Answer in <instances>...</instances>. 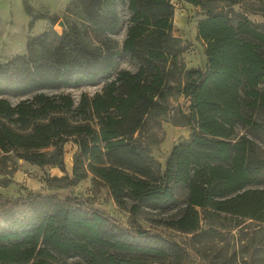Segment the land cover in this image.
Instances as JSON below:
<instances>
[{
    "label": "trees",
    "instance_id": "trees-1",
    "mask_svg": "<svg viewBox=\"0 0 264 264\" xmlns=\"http://www.w3.org/2000/svg\"><path fill=\"white\" fill-rule=\"evenodd\" d=\"M186 1L206 14L197 26L204 67L185 62L172 0H128L121 49L109 37L92 46L78 25L65 23L61 34L32 36L26 53L0 63V95L78 86L108 73L122 53L139 63L101 92L84 94L78 106L69 94L39 92L17 104L0 97L1 172L11 153L65 171V144L74 138L75 178L91 173L119 204L131 197L134 211L174 204L184 185L186 208L172 221L180 230L199 229L198 208L264 221V188L248 187L264 182V156L255 139L238 131L264 137V29L236 10L239 0ZM79 2L97 30L119 27L114 0ZM176 94L190 101L189 113L180 114L193 133L173 146L162 169L151 154L158 138L150 123L159 124ZM59 255L80 256L74 264H182L187 253L177 240L128 227L77 197L37 194L0 206V264H59Z\"/></svg>",
    "mask_w": 264,
    "mask_h": 264
},
{
    "label": "rangeland",
    "instance_id": "rangeland-1",
    "mask_svg": "<svg viewBox=\"0 0 264 264\" xmlns=\"http://www.w3.org/2000/svg\"><path fill=\"white\" fill-rule=\"evenodd\" d=\"M114 2V8L120 17L119 27L101 32L86 20L79 0H0V63L26 53L28 39L32 36L45 30L61 34L66 29L65 23L78 25L85 41L92 46L98 45L104 37H109L121 49L130 25L131 11L128 0ZM172 2L175 5L174 34L182 38L186 46L183 53L185 62L188 67H204L205 46L197 36V26L206 14L200 7L186 0ZM227 4V1L219 2L221 6ZM235 8L245 13L254 23L262 24L261 28L264 29V0H239ZM41 13L43 17L30 26L33 17ZM138 67L137 60L128 53H122L108 73L78 86L45 87L31 93H7L0 97L17 104L39 92L49 95L69 94L75 106H78L84 94L92 97L114 80L121 70L135 72ZM189 104L188 98L176 94L168 99L169 110L157 120L159 124L150 123L158 138V142L151 147V154L162 164V169H165L173 146L188 141L193 133L192 127L185 124L186 120L180 114V111L189 113ZM238 131L255 139L260 153L264 156L263 136L253 135L242 127ZM77 151L78 145L72 138L65 144V171L51 165L32 164L17 158L13 153L5 156L8 169L7 173H2L0 164V206L37 194H50L60 198L77 197L87 206L101 210L128 227H140L177 240L187 253L182 264H264V221L214 210L205 212L198 208L201 214L199 229L180 230L172 225V221L182 216L185 211L188 195L186 186H177V199L172 205H141L134 211V200L131 197H126L124 203L119 204L106 185L93 181L91 173L82 179L75 178L73 166ZM3 155L4 153H0V157H4ZM248 187L264 188V182ZM81 260L80 256L59 255L57 258L59 264H74Z\"/></svg>",
    "mask_w": 264,
    "mask_h": 264
},
{
    "label": "water",
    "instance_id": "water-1",
    "mask_svg": "<svg viewBox=\"0 0 264 264\" xmlns=\"http://www.w3.org/2000/svg\"><path fill=\"white\" fill-rule=\"evenodd\" d=\"M63 23V22H62Z\"/></svg>",
    "mask_w": 264,
    "mask_h": 264
}]
</instances>
